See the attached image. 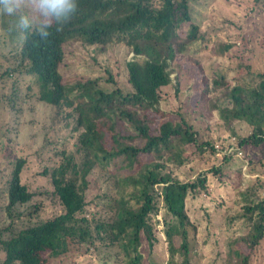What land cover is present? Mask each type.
I'll list each match as a JSON object with an SVG mask.
<instances>
[{"label":"trees","instance_id":"1","mask_svg":"<svg viewBox=\"0 0 264 264\" xmlns=\"http://www.w3.org/2000/svg\"><path fill=\"white\" fill-rule=\"evenodd\" d=\"M254 1L261 4L257 2L261 0ZM77 3V13L62 31L50 29L51 35L45 41L35 34L27 41H17L22 68L5 66L0 70V79L4 76L11 79V74L17 72L33 73L39 100L54 106L57 112L68 108V126L74 133L78 131L71 149H64L66 141H62L59 149L62 159L41 171L50 177L59 212L0 239L4 253L0 264H44L68 253L71 245L82 249L83 255L98 248H115V257H120L122 264H141L142 243L146 242L150 253L155 242L160 241L159 231L166 257L152 264H195L191 237L195 233L190 235L189 230L195 231L196 225L187 214L186 199L209 194L208 176L221 175L222 168L213 164L185 179L177 171L189 160L185 153L187 146L193 147L202 161L206 151L214 153L215 141L200 137L191 122L177 112L158 119L154 126L148 117L149 112H156L164 88L171 83L175 57L186 50L185 42L197 38L199 25L191 17V0H77ZM181 27L193 31L181 36ZM114 40L132 53L124 61L131 90L122 88L108 69L105 76L63 80L61 63L66 43L80 41L103 51ZM3 44L6 46L7 41ZM229 47L231 43L217 41L216 52L221 54ZM247 67L244 75L234 79H229L224 70H220L219 76H204L198 82L196 94L199 101L206 100L209 109L217 108L231 135L238 132L229 123H247L246 135L234 137L240 148L264 142V68L254 71ZM207 70L209 75L211 70ZM174 80V90H178L181 86L178 75ZM106 83L114 86L108 89ZM27 89L31 91L30 84ZM3 98L8 100L6 108L13 106L9 96L4 94ZM29 105L33 108L32 103ZM141 156L147 157L145 161ZM231 156L220 158L227 161ZM25 164L24 157H16L7 179L6 230L18 214L17 205L33 196L21 180ZM98 170L113 172L101 173L108 191L112 187L114 192L101 202L90 196L93 174ZM108 180L112 184L108 185ZM94 189L101 187L96 185ZM37 206L34 204L26 214ZM234 218L241 219L245 229L229 240L243 243L247 250L234 245L227 248L222 264H251L253 249L264 243V196L245 198L229 220Z\"/></svg>","mask_w":264,"mask_h":264},{"label":"rangeland","instance_id":"2","mask_svg":"<svg viewBox=\"0 0 264 264\" xmlns=\"http://www.w3.org/2000/svg\"><path fill=\"white\" fill-rule=\"evenodd\" d=\"M257 2L261 4L254 0H191V17L194 23L199 25L197 38L185 42L186 50L175 57V71L171 73V83L164 88V95L156 112L148 113L152 120L150 124L154 126L157 125L158 119L177 112L191 122L200 137L210 138L216 143L213 142L216 145L214 153L210 155L206 151L202 161L196 156L195 149L187 146L185 153L189 160L177 171L179 177L185 179L193 177L196 170H206L213 164L221 165L222 168L221 175L208 176L209 194L196 199H186L187 214L193 225H196L195 231L189 230L190 235L195 233L191 235L194 244L192 252L195 254L192 258L195 264H222L227 256L226 249H232L233 245L243 251L247 250L243 243L237 241L234 244L229 240V237L235 238L245 229L241 219L229 220V217L237 213L245 198L264 196V142L257 146L243 145L235 154L224 152V142L227 144L231 137L238 139L239 136L246 135L247 123H229L228 125L238 132L231 135L220 119L217 108L209 109L206 100L202 98L199 101L196 95L198 82H201L204 76H219L220 70H224L229 79H234L235 76L244 75L248 71L247 66L254 71L264 68V0ZM16 20L15 16L0 15V70L5 66L19 65V68H22L17 50L21 33L14 27ZM192 31L187 27L179 29L181 36ZM3 41H7L6 46ZM217 41L231 43V47L218 54ZM64 48L65 56L61 63L64 81H82L83 78L105 76L108 69L122 88L131 90L126 80L124 61L129 59L132 53L127 52L125 45L114 40L100 51L93 45L70 41ZM3 54L5 55L2 56ZM207 69L211 70L209 75ZM177 75L181 86L174 90L176 87L173 82ZM34 76L33 73L17 72L11 74V79H6L5 76L0 79V239L7 238L11 233L29 224L40 223L59 212L60 204L52 192L50 177L41 174V171L62 159L59 150L62 141H66L64 149H71V142L78 132L74 133L68 126V108L57 112L54 106L39 100ZM28 84L31 91L27 89ZM104 85L108 89L114 86L112 83ZM28 93L32 95L29 96ZM4 94L13 102L11 108H6L8 100H4ZM217 148L221 149L219 153ZM227 155L233 156L227 161H222L220 157ZM16 157L26 159L21 180L33 192V196L28 202L17 205L18 214L14 217L11 228L6 230L4 226L8 220L4 206L7 179ZM141 157L144 161L147 158ZM101 173L111 175L113 172L98 170L93 174V191L90 196L99 202L109 194L114 195L112 187L108 191ZM107 184H112L111 180H108ZM96 185H100L101 190L94 189ZM34 204L38 205L35 211L26 214ZM159 234L160 241L155 242L150 253L146 242L142 243L141 264H152V261L154 263L166 257L161 231ZM81 251L82 249L71 245L68 253L44 264H122L121 258L115 257V248H98L85 255ZM3 257L0 246V261ZM263 260L264 243L261 242L252 251L251 264H262Z\"/></svg>","mask_w":264,"mask_h":264},{"label":"clouds","instance_id":"3","mask_svg":"<svg viewBox=\"0 0 264 264\" xmlns=\"http://www.w3.org/2000/svg\"><path fill=\"white\" fill-rule=\"evenodd\" d=\"M77 11V0H0V15L17 17L14 27L23 41L31 34L47 40L50 29L62 31Z\"/></svg>","mask_w":264,"mask_h":264},{"label":"built area","instance_id":"4","mask_svg":"<svg viewBox=\"0 0 264 264\" xmlns=\"http://www.w3.org/2000/svg\"><path fill=\"white\" fill-rule=\"evenodd\" d=\"M215 144H214V146H216ZM225 145H226V147L224 148V152L228 151L231 153H236L237 151L241 150V148L236 144L234 137H231L230 139H228L227 144H225V142H224L223 146H225ZM216 150L218 153L221 151V149H218V148Z\"/></svg>","mask_w":264,"mask_h":264}]
</instances>
